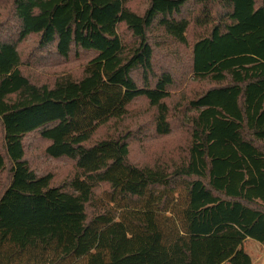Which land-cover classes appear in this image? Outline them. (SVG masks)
I'll list each match as a JSON object with an SVG mask.
<instances>
[{"label":"trees","instance_id":"obj_1","mask_svg":"<svg viewBox=\"0 0 264 264\" xmlns=\"http://www.w3.org/2000/svg\"><path fill=\"white\" fill-rule=\"evenodd\" d=\"M5 1L0 264H196L194 236L264 245V0ZM30 38L33 61L89 56L82 74L34 80L20 52ZM170 56L200 84L173 107ZM140 98L155 136H188L147 164L131 158L144 125L98 137ZM33 134L72 177L36 168Z\"/></svg>","mask_w":264,"mask_h":264},{"label":"rangeland","instance_id":"obj_2","mask_svg":"<svg viewBox=\"0 0 264 264\" xmlns=\"http://www.w3.org/2000/svg\"><path fill=\"white\" fill-rule=\"evenodd\" d=\"M11 7L12 3L10 2H6L3 6H0V24L4 25L3 27L8 30L14 28ZM144 7L145 1L135 4V8L138 10H142ZM35 46L36 40L34 38L27 39L20 45V52L24 58L23 69L34 80L43 83H52L56 78L69 74L74 76L81 75L85 63L89 58V56H82L60 63H54L47 58L33 61L32 54ZM167 60L170 62L167 63L180 75L176 77L175 85L171 89V98L168 100V104L171 107L176 103L185 104L187 100L194 97L200 84L193 80L192 76L188 73V69L185 68V71L180 70L178 66V62H181L179 56H170ZM154 114V109L149 106L146 99H137L129 106L128 114L123 119L102 127L98 132V137H114L121 132L134 130L138 126L144 125L142 137L139 135L133 141L131 158L139 164L155 162L156 159H159V155L170 152L175 145L184 146L188 140V136L183 128L175 130L168 137L155 136L151 131ZM1 142L2 132L0 130V144ZM47 144V141L33 134L28 140V156H37V160L34 161L36 168L39 167V171L43 173H53L57 183H62L74 175V164L69 160H53L46 157L44 149ZM103 189L104 187H101L100 191ZM171 215V212L166 213L168 217ZM240 241L229 238L201 239L194 236L192 238L193 257L196 264H249V261L250 264H264L263 243H259L253 239H245L241 244ZM248 259L249 261H247Z\"/></svg>","mask_w":264,"mask_h":264},{"label":"crops","instance_id":"obj_3","mask_svg":"<svg viewBox=\"0 0 264 264\" xmlns=\"http://www.w3.org/2000/svg\"><path fill=\"white\" fill-rule=\"evenodd\" d=\"M261 250V249H260Z\"/></svg>","mask_w":264,"mask_h":264}]
</instances>
